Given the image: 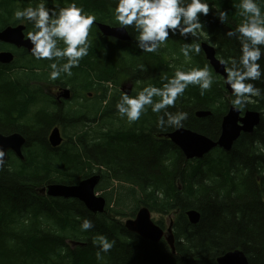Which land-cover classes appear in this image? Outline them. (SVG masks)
I'll use <instances>...</instances> for the list:
<instances>
[{
    "label": "trees",
    "instance_id": "trees-1",
    "mask_svg": "<svg viewBox=\"0 0 264 264\" xmlns=\"http://www.w3.org/2000/svg\"><path fill=\"white\" fill-rule=\"evenodd\" d=\"M36 2L0 0V30L23 24L26 34L31 31L30 24L16 21L13 14L17 8L35 6ZM69 2L73 0H47V7H64ZM74 2L94 15L96 22L117 24L113 0ZM207 2L209 15L200 17L204 29L187 41L170 36L157 53L137 48L132 27L127 28L132 41L121 42L102 37L93 24L88 55L72 69V77L62 75L53 83L74 92L96 91L94 98L99 103L59 112L48 97L39 98L27 83L49 78L47 74L30 73L21 76L18 83L4 72L11 65H0V134L17 132L26 140L23 160L9 153L0 170V264H217L216 258L235 250L243 252L248 264H264V99L253 97L244 109L260 113L259 123L250 134H241L229 152L214 149L194 161H186L169 140L158 139L176 128L158 129L157 114L150 108L140 120L128 124L119 118L113 102L103 106L100 101L104 97L102 83L107 81L119 86L126 80L137 81L139 88L131 94L135 96L147 84L161 87L162 78L171 76L174 66L208 65L202 51L186 61L180 53L184 42L209 44L219 59L238 58L239 41L226 33L235 31L242 22L237 7L241 0ZM256 2L264 11V0ZM217 9L228 13L223 24ZM18 54L20 62L42 63L48 68V61L26 57L24 51ZM259 63L264 69V57ZM213 77L216 82L211 90L202 93L199 87L189 85L169 111L186 112L183 128L216 140L232 96L220 78ZM250 82L264 90V77ZM37 101L47 102L48 111L34 113ZM196 111H208L210 115L197 118ZM55 125L73 133L70 130L65 136L63 147L51 149L47 132ZM94 174L101 177L98 187L111 188L103 195L107 203L101 214L90 213L77 200L52 199L38 193L49 184L74 185ZM114 178L128 187H120L119 193ZM115 194H119L116 199ZM112 201L114 208L110 207ZM141 204L170 218L174 253L164 241H144L125 229L119 217L133 218ZM187 210L200 213L196 224L188 222ZM77 217L91 220L93 229L81 231ZM159 221L161 224L163 219ZM98 234L115 241L113 249L101 259L93 243ZM67 241L75 246H68Z\"/></svg>",
    "mask_w": 264,
    "mask_h": 264
},
{
    "label": "clouds",
    "instance_id": "clouds-1",
    "mask_svg": "<svg viewBox=\"0 0 264 264\" xmlns=\"http://www.w3.org/2000/svg\"><path fill=\"white\" fill-rule=\"evenodd\" d=\"M113 16L117 24L136 32L137 48L145 53H157L166 45L170 36H180L187 41L196 37L204 29L201 16H208L210 5L207 0H113ZM242 22L235 31H228L229 37L239 41V57L220 59L224 71L223 84L230 91L232 109L243 111L252 98L264 99V90L257 88L250 81L264 77V69L259 63L264 57V11L256 0H241L237 6ZM218 19L225 23L228 13L217 9ZM14 19L32 26L26 39L31 45L30 54L37 61H48L51 70L49 79L56 81L62 75L72 77L73 68L80 66V61L88 55L89 32L96 17L84 12L73 0L64 7H47V0H37L35 6L14 11ZM202 49L199 43L184 42L180 53L186 61H191L192 54L199 55ZM143 65L140 68L143 69ZM171 76L162 78V86L152 84L143 86L135 96L121 92L115 104L120 119L132 124L140 120L150 108L157 114L156 127L165 130L175 127L183 128L188 114L184 111H169L174 108L178 98H182L189 85L197 86L201 92L211 90L214 80L208 65L185 68L174 66ZM6 152L0 148V170L5 164ZM151 191V189H149ZM163 198V193H157ZM81 231L87 232L94 225L87 218L77 217ZM97 247L96 256L109 253L115 246L114 240L98 234L93 240Z\"/></svg>",
    "mask_w": 264,
    "mask_h": 264
},
{
    "label": "water",
    "instance_id": "water-1",
    "mask_svg": "<svg viewBox=\"0 0 264 264\" xmlns=\"http://www.w3.org/2000/svg\"><path fill=\"white\" fill-rule=\"evenodd\" d=\"M98 29L103 37L113 38L118 41H128L129 36L125 29L121 27H110L104 24H98ZM23 27H7L0 32V41L10 43L18 48H25L30 53L31 45L27 39L23 40ZM201 49L205 59L208 61L213 72L224 79V71L221 67L220 60L216 57L214 48L206 43H201ZM13 61V55L9 53L0 54V64L6 65ZM226 90L230 93L225 85ZM231 94V93H230ZM63 96L69 97V91L64 90ZM210 112L197 111V118H205ZM256 113H245L240 117V112L229 108L223 116L220 125V136L216 141L208 137L190 131L188 129H179L168 135L169 139L178 146L186 160L203 158L213 148L219 147L225 151H230L234 142L241 133H251L253 127L258 124ZM50 145L57 147L61 143V137L58 129H54L49 136ZM24 144L21 135L14 133L9 136L0 134V148L5 152L12 151L17 157H21L20 151ZM99 176H91L81 180L76 185L50 184L39 191L40 194L46 191L47 196L52 198L75 199L81 202L85 208L92 214L102 213L105 201L101 196L95 195V188L99 183ZM190 224H196L200 219V213L190 210L186 212ZM125 227L128 231L138 235L141 239L152 243L165 240L174 253L173 239L171 236L164 235L162 229L153 224L150 220V213L147 208H142L133 220L127 221ZM170 232V230H169ZM217 264H248V260L242 251L236 250L228 252L216 258Z\"/></svg>",
    "mask_w": 264,
    "mask_h": 264
},
{
    "label": "flooded vegetation",
    "instance_id": "flooded-vegetation-1",
    "mask_svg": "<svg viewBox=\"0 0 264 264\" xmlns=\"http://www.w3.org/2000/svg\"><path fill=\"white\" fill-rule=\"evenodd\" d=\"M23 34H24V36H26L25 33H23ZM19 49L27 52V50L24 48H17V50H19ZM27 66L30 68L36 67L32 64H28ZM17 71L19 72L20 69L17 68ZM4 72L9 74L10 70L6 69V70H4ZM17 82L19 83V81H17ZM29 83L39 86V87L35 88V91L37 92V95L39 96V98L41 97V95L48 97V99H50L51 106H53V108H55V110H59V112L62 109L68 111L69 109H74L75 107L80 108L83 104L89 103V99L92 97V95L88 92L85 94L86 99L79 96L77 99V103H76L75 92L73 90H71V88L68 86H61L59 84H54L53 81H51L49 78H41L40 80H36V81L33 80V81H30ZM44 83H46V84H44ZM111 85L114 88H117L114 84H111ZM117 89H119V88H117ZM64 90L69 91V97L68 98H65L63 96ZM79 92L83 93L84 91H79ZM119 98H120V96H117V98L114 101V104H116L118 102ZM37 104H38V108H39L38 112L48 111L49 107H48L47 102L38 101ZM104 104H105V102H104ZM61 135H62V133H61ZM158 139H161V138L159 137ZM46 141H47V144L49 145L48 139Z\"/></svg>",
    "mask_w": 264,
    "mask_h": 264
},
{
    "label": "rangeland",
    "instance_id": "rangeland-1",
    "mask_svg": "<svg viewBox=\"0 0 264 264\" xmlns=\"http://www.w3.org/2000/svg\"><path fill=\"white\" fill-rule=\"evenodd\" d=\"M39 67H41V66H39ZM131 87H132V91H135V90H137L136 88H139V85H138V84H137V85L132 84L131 80H128V82H126V83L123 85V88H124L125 90H129ZM140 89H141V88H140ZM92 92H94V91L92 90ZM75 108H76V107H75ZM32 111H35V112H36L35 108H32ZM31 113H32V112H31ZM71 131H72V133H73V130H71ZM63 133H64L65 135L69 136V135H70V130H69V129H64ZM47 134H48V133H47ZM215 150H216V149H215ZM213 154H217V152H214ZM190 161H192V160H190ZM120 186L126 188V186H125L124 184H121ZM114 187H115V184H114ZM116 188H117V191L120 193V187H119L118 184H116ZM125 188H123V189H125ZM110 190H111V188L102 189L101 191H98V194H97V195H100L101 193H108V192H110ZM117 195H118V194H115V195H114V199L117 198ZM110 207H111V208H114V207H115V204L113 203V201L110 202ZM158 215H159V214H158ZM158 215L152 213V216H153L154 218L159 217ZM119 219L121 220V217H119ZM168 223H169V219H168V217H166V219L164 220L165 227H167V224H168Z\"/></svg>",
    "mask_w": 264,
    "mask_h": 264
},
{
    "label": "bare ground",
    "instance_id": "bare-ground-1",
    "mask_svg": "<svg viewBox=\"0 0 264 264\" xmlns=\"http://www.w3.org/2000/svg\"><path fill=\"white\" fill-rule=\"evenodd\" d=\"M245 113H256L257 114V119H258V123H259V120H260V113H258V112H256V111H245ZM258 125V124H257ZM257 125H255L254 127H253V130L255 129V127L257 126ZM252 130V131H253ZM191 131V130H190ZM220 257V256H219Z\"/></svg>",
    "mask_w": 264,
    "mask_h": 264
}]
</instances>
